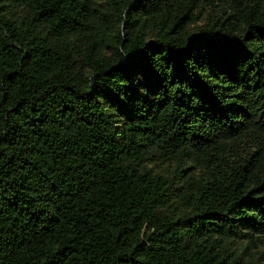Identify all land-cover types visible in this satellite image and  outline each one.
Segmentation results:
<instances>
[{
    "label": "trees",
    "instance_id": "16d2710c",
    "mask_svg": "<svg viewBox=\"0 0 264 264\" xmlns=\"http://www.w3.org/2000/svg\"><path fill=\"white\" fill-rule=\"evenodd\" d=\"M0 264H264V0H0Z\"/></svg>",
    "mask_w": 264,
    "mask_h": 264
}]
</instances>
